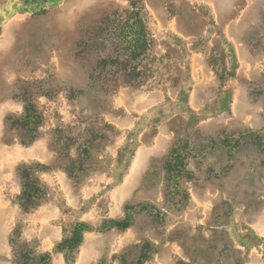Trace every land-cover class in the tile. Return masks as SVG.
<instances>
[{
	"label": "rangeland",
	"instance_id": "1",
	"mask_svg": "<svg viewBox=\"0 0 264 264\" xmlns=\"http://www.w3.org/2000/svg\"><path fill=\"white\" fill-rule=\"evenodd\" d=\"M132 4L147 77L97 93L90 159L70 177L56 134L77 138L96 111L64 87L100 85L75 45ZM26 106L41 123L22 145L6 119ZM23 245L44 264H264V0H0V264Z\"/></svg>",
	"mask_w": 264,
	"mask_h": 264
},
{
	"label": "trees",
	"instance_id": "2",
	"mask_svg": "<svg viewBox=\"0 0 264 264\" xmlns=\"http://www.w3.org/2000/svg\"><path fill=\"white\" fill-rule=\"evenodd\" d=\"M149 47L150 39L142 19V10L135 4H132L131 10L124 12L123 15L113 13L104 16L97 26L75 45L73 56L84 69L82 72L84 79L87 82L96 79L100 85L96 91L88 85L85 89H77L73 85L64 87L69 101L86 105L88 111H96L90 114L94 117L90 121L91 128L82 130L77 138H71L70 131L65 134L59 131L56 134L57 144L63 150L72 148L74 153V158L67 157L66 162L61 165L70 177H75L83 171L86 162L90 159L91 138L94 139L97 135L92 127L97 123L98 109L102 106L96 96L97 93L107 95L116 84L142 85L147 77L145 61ZM40 123L39 115L29 106H26L21 117L6 119L8 131L17 132L22 145H29L36 139ZM82 134L91 138H85L86 136ZM172 158L173 156L168 159L169 164L174 161ZM41 194L42 187L37 181L25 183L22 186L21 207L28 211L36 205ZM117 226L125 229L127 224ZM82 228L78 225L74 232L75 238ZM23 247L25 251L15 258L14 264H30V262L44 264L45 259L39 262L33 261L28 245Z\"/></svg>",
	"mask_w": 264,
	"mask_h": 264
}]
</instances>
